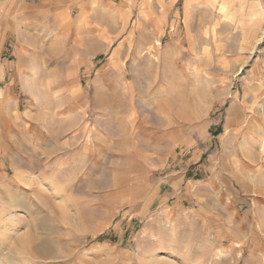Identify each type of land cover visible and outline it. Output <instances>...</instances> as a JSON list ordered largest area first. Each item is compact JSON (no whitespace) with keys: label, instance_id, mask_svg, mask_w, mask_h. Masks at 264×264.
Returning <instances> with one entry per match:
<instances>
[{"label":"rangeland","instance_id":"374dc122","mask_svg":"<svg viewBox=\"0 0 264 264\" xmlns=\"http://www.w3.org/2000/svg\"><path fill=\"white\" fill-rule=\"evenodd\" d=\"M0 0V264H264V0Z\"/></svg>","mask_w":264,"mask_h":264},{"label":"crops","instance_id":"0c3cea01","mask_svg":"<svg viewBox=\"0 0 264 264\" xmlns=\"http://www.w3.org/2000/svg\"><path fill=\"white\" fill-rule=\"evenodd\" d=\"M226 4V1L222 0L220 6L223 7Z\"/></svg>","mask_w":264,"mask_h":264}]
</instances>
